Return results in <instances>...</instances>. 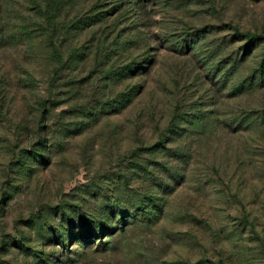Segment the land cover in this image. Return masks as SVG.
Wrapping results in <instances>:
<instances>
[{"label": "rangeland", "instance_id": "374dc122", "mask_svg": "<svg viewBox=\"0 0 264 264\" xmlns=\"http://www.w3.org/2000/svg\"><path fill=\"white\" fill-rule=\"evenodd\" d=\"M0 264H264V0H0Z\"/></svg>", "mask_w": 264, "mask_h": 264}]
</instances>
